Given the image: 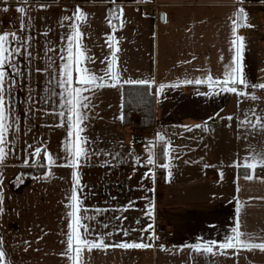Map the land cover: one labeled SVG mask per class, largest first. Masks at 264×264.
<instances>
[{
    "label": "crops",
    "instance_id": "obj_1",
    "mask_svg": "<svg viewBox=\"0 0 264 264\" xmlns=\"http://www.w3.org/2000/svg\"><path fill=\"white\" fill-rule=\"evenodd\" d=\"M0 5L6 15L0 34L9 35L13 52L4 69L9 129L0 164L3 264H72L67 239L74 188L77 215L87 217L81 220L89 229L86 238L105 245L85 250L80 264H264L259 249L218 247L237 225L242 239L264 243V167L247 170L252 179L242 172L253 158H264V89L255 87L264 84V0H0ZM77 9L85 20L76 19ZM239 9L247 26L234 35ZM77 30L86 57L81 67L111 84L105 73L112 64L119 80L84 93L89 100L81 109L86 119L80 136L87 155L73 168L67 166L73 138L62 81L68 40ZM237 36L243 38L239 63L249 86L237 85L232 93L210 85L208 77L222 81L234 67ZM127 85L152 88V127L141 128L133 112L125 118ZM150 145L157 164L169 168L147 165ZM155 219L173 232L169 245L155 244ZM123 243L146 247H118ZM209 244L211 253L196 250Z\"/></svg>",
    "mask_w": 264,
    "mask_h": 264
},
{
    "label": "snow or ice",
    "instance_id": "obj_2",
    "mask_svg": "<svg viewBox=\"0 0 264 264\" xmlns=\"http://www.w3.org/2000/svg\"><path fill=\"white\" fill-rule=\"evenodd\" d=\"M7 10V9H5ZM18 11L23 12L24 9H18ZM122 14V9L120 10ZM77 20H85V14L80 10L77 9ZM238 19L239 24H234L233 27V34L235 35L236 28L239 26H247L244 25L245 14L243 9H239L238 11ZM13 39H15V34H12ZM81 38V33L77 30L74 34L69 37L68 43V63L65 65L64 68V79L62 84L64 85L66 96V107H67V121L70 129L72 131L69 132V136L72 137L71 143L67 146V152L71 159L67 166L77 168L79 167L78 161L82 156H86L87 153L83 147L87 141L83 140L80 136V133L84 130L81 127V124L86 119V116L82 113L81 109H86L88 104L85 101L89 100V97L85 96L84 93L87 91L94 90L96 88H102L104 86H115V82L119 80V76L112 72V64L108 65V71L105 73L108 80L113 81L111 84L105 83L104 76H98L96 73L91 72L87 67H81L82 60L86 59L85 54L81 51V45L79 43ZM240 41L239 45L237 46V42ZM243 38L236 37L232 43L233 46L236 47V56L233 59L234 67H231L226 73L225 77L222 81L213 80L211 76L208 77L209 84H220L224 91L237 93V85L248 87V82L244 79L241 65L239 63L240 53L243 48ZM9 43V35L8 34H0V164H2L6 157V152L3 145L6 142V134L9 129V125L6 123L7 116L5 115V100H4V81H5V67L11 66V57L13 52L8 47ZM75 49V50H74ZM116 51H119L117 48ZM115 61V57H113V62ZM76 73L75 79L73 73ZM128 83H142L147 84V81H128ZM191 83V81H189ZM197 84L202 83V81L197 80ZM174 86V85H173ZM164 86H161V90H163ZM255 87H259L264 89V84L256 85ZM243 95L244 93H239ZM255 99V97H253ZM61 116L64 113H60ZM231 119V118H229ZM264 128V125H261ZM161 142L163 141V137H160ZM164 157H168V152L162 153ZM35 155H40V150L37 149ZM49 164H54L55 161L52 159V156H48ZM147 165L151 166H160L163 168H169V164H157L156 154L151 150V145L149 146V153L147 158ZM246 170H255L257 166L264 167V158L260 159L259 161H255L253 158V162L246 163L242 165ZM171 172L169 171V176ZM246 179H252L253 177L249 175L246 171L245 173ZM74 180L76 185L78 186L79 180L76 174L74 173ZM72 204L69 207L72 209L68 215L72 217V223L69 225V234L67 239V250L68 252H73L74 255L69 256L68 258L72 261V264H80V256L81 254L87 250L91 251L94 248H102L104 247V242L101 240L99 243L89 241L86 238V234L88 233L89 229L86 225L81 223L82 219H87V217H80L77 215V212L80 210L78 207V198L75 194V188L73 195L71 197ZM3 198L0 196V204H2ZM2 211V209H0ZM149 215H151V211H149ZM151 227V225H149ZM83 228V234L81 233L80 229ZM234 235L229 237L227 241L223 244L218 245L220 249H242L251 251L253 249H259L260 251H264V243H251L242 239L243 233L239 231V225L237 228L233 230ZM3 241L0 240V245H2ZM121 248H143L146 245L142 243H123L118 245ZM197 251H204L211 253L213 250V244L205 245L203 249L200 248L199 245L196 246ZM5 259V252L0 249V264H3Z\"/></svg>",
    "mask_w": 264,
    "mask_h": 264
},
{
    "label": "trees",
    "instance_id": "obj_3",
    "mask_svg": "<svg viewBox=\"0 0 264 264\" xmlns=\"http://www.w3.org/2000/svg\"><path fill=\"white\" fill-rule=\"evenodd\" d=\"M123 110L125 113L133 112L139 119L141 128H149L154 123V98L153 90L150 86L127 85L123 87ZM27 173H35L32 168H24ZM244 169L242 172H246ZM162 171H159V177Z\"/></svg>",
    "mask_w": 264,
    "mask_h": 264
},
{
    "label": "built area",
    "instance_id": "obj_4",
    "mask_svg": "<svg viewBox=\"0 0 264 264\" xmlns=\"http://www.w3.org/2000/svg\"><path fill=\"white\" fill-rule=\"evenodd\" d=\"M147 10L151 12V8L148 7ZM6 18V15L2 9V6L0 5V22L4 21ZM0 30H3V27H0ZM132 116V115H131ZM134 125V123H132ZM134 143H131V146H133ZM173 239V232L168 229L166 226L163 225L161 220L155 219L154 221V240L156 245H169L170 242Z\"/></svg>",
    "mask_w": 264,
    "mask_h": 264
}]
</instances>
